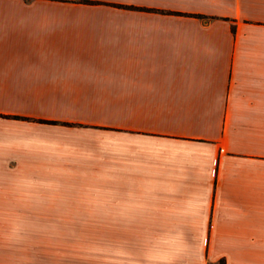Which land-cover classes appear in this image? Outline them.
<instances>
[{
    "label": "crops",
    "instance_id": "0c3cea01",
    "mask_svg": "<svg viewBox=\"0 0 264 264\" xmlns=\"http://www.w3.org/2000/svg\"><path fill=\"white\" fill-rule=\"evenodd\" d=\"M0 264H264V0H0Z\"/></svg>",
    "mask_w": 264,
    "mask_h": 264
},
{
    "label": "trees",
    "instance_id": "16d2710c",
    "mask_svg": "<svg viewBox=\"0 0 264 264\" xmlns=\"http://www.w3.org/2000/svg\"><path fill=\"white\" fill-rule=\"evenodd\" d=\"M199 16V15H198Z\"/></svg>",
    "mask_w": 264,
    "mask_h": 264
}]
</instances>
